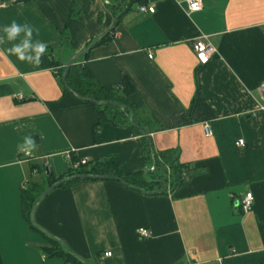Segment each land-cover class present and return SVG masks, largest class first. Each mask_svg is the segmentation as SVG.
Masks as SVG:
<instances>
[{
    "label": "crops",
    "instance_id": "crops-1",
    "mask_svg": "<svg viewBox=\"0 0 264 264\" xmlns=\"http://www.w3.org/2000/svg\"><path fill=\"white\" fill-rule=\"evenodd\" d=\"M129 2L110 30L118 15L111 0H0V28L28 24L30 44L44 43L60 67L110 33L76 62L102 85L126 76L137 109L118 107L121 121H100L65 86L60 67L6 51L23 32L0 42V264H87L50 254L54 242L65 250L58 240L90 264H264V0H202L194 12L185 0ZM201 34L217 50L206 65L193 49ZM198 90L215 117L175 124ZM25 137L34 141L28 154L17 150ZM82 158L88 169L115 161L137 173L141 189L118 179L66 182L39 201L31 225L22 189L45 184L44 168L68 175ZM247 192L253 204L243 212Z\"/></svg>",
    "mask_w": 264,
    "mask_h": 264
},
{
    "label": "trees",
    "instance_id": "trees-1",
    "mask_svg": "<svg viewBox=\"0 0 264 264\" xmlns=\"http://www.w3.org/2000/svg\"><path fill=\"white\" fill-rule=\"evenodd\" d=\"M124 1L125 0H111L110 5L113 7V10L116 13V15L120 13L121 7L124 5ZM143 2L144 0H130L128 6H130L132 3H143ZM109 37H110V33L106 34L104 38L100 40V42L104 41L105 39ZM86 54L87 53H85L83 56H85ZM39 57H40L41 64L44 67H52V66L60 67L61 66V64L58 61L54 60V58L52 57L51 49L46 48L45 53H41ZM63 70H64V66L59 68V72L61 75L63 73ZM67 83L71 91L75 92L85 101L92 103L96 107V110L100 117V121L112 119L114 122H119L123 118V113L117 106L111 105L109 103L95 104L91 101L86 100L85 97H90V98L97 99V100L115 101L117 103L123 104L125 106L124 111H127V112L132 111L135 113V111L137 110L132 101V95L135 93V87L126 76H123L122 81L117 86L102 85L98 81H96V79L94 78V76L88 70L86 66H82L78 64L77 62H74L68 73ZM214 117H215L214 113L211 111L208 104L204 101L201 92L198 90L194 96V99L192 101L190 108L183 115L176 118L174 123L182 125V124H188L194 121L209 120ZM133 119L138 124L142 125V122L139 121L135 115L133 116ZM147 149L149 150V148ZM164 159L168 161L167 157H165ZM156 164H157V161H156ZM178 166L180 168V172L186 174L187 172L186 170L188 168L187 165L180 164ZM32 168H34V166H32ZM46 171H48V174L46 175L47 178H46L45 184L31 181L28 187L26 186L21 191V194H20L21 211H22V214L29 221H30L31 210L34 204L36 203L39 195L42 193V191L46 188L47 185H50L57 180L56 177L53 176L51 171L44 168L43 172L45 173ZM82 172L117 175L123 180V182L126 185H129V186L131 184L137 185L136 181H138L137 173L133 175L124 174L119 164L113 160H111V162L106 164V166L101 169L98 167H93L91 169H88L84 165L80 167L79 169H73L72 171L68 173V175L75 174V173H82ZM185 181H186L185 177L183 179L182 178L178 179L177 185L183 184ZM67 183H64L62 185H65ZM49 253L52 255L64 256L68 263L80 262V260L74 257L72 254H70L66 250H62V248L56 242H54V248L52 247L49 250Z\"/></svg>",
    "mask_w": 264,
    "mask_h": 264
},
{
    "label": "water",
    "instance_id": "water-1",
    "mask_svg": "<svg viewBox=\"0 0 264 264\" xmlns=\"http://www.w3.org/2000/svg\"><path fill=\"white\" fill-rule=\"evenodd\" d=\"M124 9L123 11L125 10V6L123 5ZM121 14V12L115 17L114 21H113V25L111 27L110 30H112L114 28V25H115V22L116 20L118 19L119 15ZM106 34H102L100 35L99 37H97L96 39H94L91 43H89L87 45V47L85 49H83L82 51H79L77 53H74L71 57L68 58V60L66 61L65 65H64V70H63V73H62V81L63 83L65 84V86L70 89V87L68 86V83H67V76H68V73L70 71V68L72 66V64L74 62H76L81 56H83L87 51L88 49H90L94 44L98 43L102 38H104ZM86 100L88 101H91L95 104H101V103H109L111 105H114V106H117L119 108H122V109H125V106L123 104H120V103H117L115 101H108V100H97V99H93V98H90V97H85ZM133 123L139 127V129L142 131V133L144 134V136L146 137L147 141H148V145H149V148L152 152V154L154 153V150H153V144H152V140H151V137H150V134L144 130L140 125H138L134 120H133ZM84 178H95V179H118L120 181L123 182V180L117 176V175H107V174H97V173H90V172H82V173H75V174H71V175H66L64 177H61L59 179H57L55 182H53L52 184H50L48 187H46L42 193L39 195L36 203L34 204L32 210H31V213H30V222L31 224H34V213H35V210H36V207L39 203V201L48 193L50 192L51 190H53L54 188H57L59 187L60 185L66 183V182H69V181H72V180H76V179H84ZM163 182V181H162ZM131 187H135V188H140L139 186L137 185H130ZM42 229V228H41ZM43 230V229H42ZM60 242V244L64 247V249L69 252L70 254H72L74 257H76L77 259H79L80 261L82 262H85L87 264H90L88 261H86L85 259L77 256L75 253H73L65 244L63 241L61 240H58Z\"/></svg>",
    "mask_w": 264,
    "mask_h": 264
},
{
    "label": "built area",
    "instance_id": "built-area-1",
    "mask_svg": "<svg viewBox=\"0 0 264 264\" xmlns=\"http://www.w3.org/2000/svg\"><path fill=\"white\" fill-rule=\"evenodd\" d=\"M185 2H186L187 10L189 12L198 11L202 9L203 6L202 0H185ZM139 10L153 13L155 11V8L154 6L141 5L139 7ZM193 49L195 51L196 59L200 65L208 64L211 61V59L217 54L216 48L211 44V42L209 41V37L206 34H201L200 36L196 37L193 40ZM151 56L152 54L150 53L149 57ZM260 88L264 97V81L261 83ZM261 108L264 109V105H261ZM204 131L206 135H212L213 131L210 123L205 122ZM237 144L241 146L244 145V140L243 139L238 140ZM68 155L71 156L70 154ZM87 163H88L87 158L73 160L72 168L79 169L80 167L86 165ZM252 204H253L252 193L247 192L240 199V207L243 212H248L251 209ZM138 233L144 237H148L151 235V232L147 228H143V227H140L138 229ZM105 254L110 255V252H107Z\"/></svg>",
    "mask_w": 264,
    "mask_h": 264
},
{
    "label": "clouds",
    "instance_id": "clouds-1",
    "mask_svg": "<svg viewBox=\"0 0 264 264\" xmlns=\"http://www.w3.org/2000/svg\"><path fill=\"white\" fill-rule=\"evenodd\" d=\"M32 31V27L28 24H17L13 20L9 25L0 28V32L4 34V36L0 37V42H2L3 39L12 41L23 32V39L21 42L14 44L11 48L6 49V51L14 54L20 61L38 62L40 54L45 53L46 45L40 42L30 44ZM29 49H31V54H26ZM33 145L34 141L30 137H25L23 143L17 146V150L27 154L32 149Z\"/></svg>",
    "mask_w": 264,
    "mask_h": 264
}]
</instances>
